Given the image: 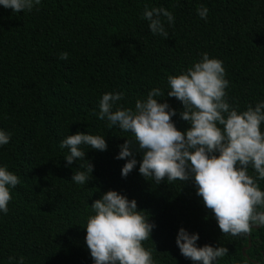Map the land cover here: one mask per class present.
Segmentation results:
<instances>
[{
  "label": "trees",
  "instance_id": "1",
  "mask_svg": "<svg viewBox=\"0 0 264 264\" xmlns=\"http://www.w3.org/2000/svg\"><path fill=\"white\" fill-rule=\"evenodd\" d=\"M208 9L202 19L197 12ZM164 8L174 16L168 38L153 35L145 8ZM68 53L61 60V53ZM207 53L223 61L229 87L227 102L239 111L264 102V0H41L31 12L0 6V130L10 142L0 146V167L17 175L8 213L0 212V264H94L85 241L91 205L108 191L130 201L155 225L143 242L154 264H195L181 255L176 238L181 228L198 234V247H226L215 264H264V227L250 236L224 235L214 214L197 195L194 180L157 184L135 168L122 177L126 159L120 146L135 138L118 125L98 118L105 93L123 92L115 107L135 109L155 88L177 113L183 105L167 96L168 76H176ZM222 127V126H221ZM264 132V124L261 125ZM77 132L103 136L106 151L82 145L94 166L92 178L72 181L84 159L67 164L60 142ZM218 155V153H217ZM131 159V158H128ZM249 174L256 176L249 167ZM264 191V180L258 181ZM250 245L242 255L241 249ZM13 257L9 260V257ZM254 260L255 262H251Z\"/></svg>",
  "mask_w": 264,
  "mask_h": 264
},
{
  "label": "clouds",
  "instance_id": "2",
  "mask_svg": "<svg viewBox=\"0 0 264 264\" xmlns=\"http://www.w3.org/2000/svg\"><path fill=\"white\" fill-rule=\"evenodd\" d=\"M40 3L41 0H0V6L15 13L31 12ZM197 12L202 19L208 16L206 7L201 6ZM161 16L169 25L174 23L173 14L164 8L146 7L142 19L149 21L153 35L167 39ZM59 58L67 60L68 53H61ZM225 76L223 61L207 53L179 75L168 76L167 96L182 103L180 118L190 125L185 132L177 130L172 121L176 111L168 103L158 102L157 97L165 95L159 88L152 89L146 100L138 99L134 110L122 105L113 110L125 94L105 93L97 115L100 120L107 119L110 129L118 125L122 131L130 132L138 145L125 140L120 146L116 159L127 160L122 177L135 168V153L142 152V176L153 178L157 184L165 179L169 183L194 180L197 195L214 214L221 232L234 237L250 236L254 226L264 227V191L258 183L264 180V102L249 105L245 111L233 108L226 99L229 81ZM9 142L10 134L0 130V146ZM82 145L107 150L103 136L83 132L69 135L59 145L69 149L65 157L68 165L84 159ZM79 167L86 171H75L72 181L85 185L92 178L94 166L86 161ZM249 167L257 174L255 177L249 174ZM19 183L17 175L0 167V212L8 213L11 189ZM91 209L94 215L87 219L85 241L94 264H154L152 250L146 249L143 242L151 238L155 225L149 223L144 211L138 210L136 200L110 190L95 200ZM198 240V234H189L183 228L176 238L181 255L195 264H215L218 258L228 255L226 247H198ZM17 264H24V257Z\"/></svg>",
  "mask_w": 264,
  "mask_h": 264
},
{
  "label": "water",
  "instance_id": "3",
  "mask_svg": "<svg viewBox=\"0 0 264 264\" xmlns=\"http://www.w3.org/2000/svg\"><path fill=\"white\" fill-rule=\"evenodd\" d=\"M255 227H257V226H254V228ZM249 245H250V241H249V238L247 237V244H246V246L245 247H243L242 249H241V253H242V255L243 256H245L246 258H247V256H246V254H245V250L249 247ZM251 262H255L254 260H250Z\"/></svg>",
  "mask_w": 264,
  "mask_h": 264
}]
</instances>
